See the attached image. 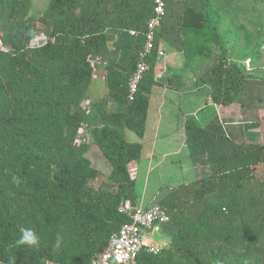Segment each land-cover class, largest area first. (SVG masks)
<instances>
[{
    "label": "trees",
    "instance_id": "16d2710c",
    "mask_svg": "<svg viewBox=\"0 0 264 264\" xmlns=\"http://www.w3.org/2000/svg\"><path fill=\"white\" fill-rule=\"evenodd\" d=\"M232 2L183 0L178 27L194 40L182 43L186 60L204 53L206 42L218 47L204 78L212 102L221 106L237 102L245 84L239 68L228 63L219 33L217 12ZM168 5L166 0L148 70L129 100L127 82L143 45L151 0H49L37 17L29 13V0H0V39L12 50H0V264H91L127 221L116 206L121 200L135 205L127 165L138 161L141 144L124 133L144 134L158 41L172 32L166 26ZM36 22L47 29L48 39L26 49ZM108 29L116 31L119 50V59L106 65L108 97L125 107L100 108L94 132L111 167V189L95 190L89 181L98 171L86 157L88 143L65 142L63 131L89 119L81 106L92 78L89 56L105 48ZM128 30L139 34L130 36ZM183 131L192 163L206 173L160 199L177 230L159 254L141 250L138 264H264V177L253 174L264 161V143L234 142L193 117L184 120ZM26 229L34 232L35 244L18 243Z\"/></svg>",
    "mask_w": 264,
    "mask_h": 264
},
{
    "label": "rangeland",
    "instance_id": "374dc122",
    "mask_svg": "<svg viewBox=\"0 0 264 264\" xmlns=\"http://www.w3.org/2000/svg\"><path fill=\"white\" fill-rule=\"evenodd\" d=\"M29 1V13L35 17L43 13L49 3V0ZM182 3L183 0H169L170 15L166 26H172V32L169 30L170 33L158 41V47L163 49L164 56L156 62L153 70L144 144L138 161L128 164L129 169L135 168V172L131 174L136 199L142 197L148 204L160 203V199L172 189L190 185L206 173L205 168L192 163L188 155L183 131V121L188 115L184 116V103L176 96L182 94L186 100V92L190 93L188 98L192 99L193 107L189 117L192 116L202 127L227 135L237 143H264V0H233L224 10L217 12L219 33L227 48V61L239 68L245 83L239 100L228 106L212 102L211 87L204 78L206 70L215 62L218 47L206 42L204 53L187 60L184 56L182 45H191L194 40L179 32ZM114 31L108 29L106 32ZM39 34L48 38L47 29L36 22L24 47L30 49L27 47L29 40ZM115 38L116 36L108 35L105 48H115ZM0 50L12 51L9 46L2 44L1 39ZM94 56L96 55L89 56L91 68L98 67L100 63L93 59ZM107 99L109 98L94 103L87 100L85 95L81 106L88 113L89 120L79 128L65 127L63 140L75 144L88 143L90 151L96 148L94 131L97 124L92 119L96 118V111L107 106ZM96 149L100 151L98 147ZM151 150H154L153 157L149 155ZM86 157L98 171L97 178L89 181V186L95 190L111 189L108 178L111 167L105 158L101 156L102 159H97L92 153ZM253 174L264 177V161L253 167Z\"/></svg>",
    "mask_w": 264,
    "mask_h": 264
},
{
    "label": "built area",
    "instance_id": "2783aa9c",
    "mask_svg": "<svg viewBox=\"0 0 264 264\" xmlns=\"http://www.w3.org/2000/svg\"><path fill=\"white\" fill-rule=\"evenodd\" d=\"M165 14L166 0H151V15L146 20L142 31L143 45L127 82V97L129 100L138 91L143 75L148 70L146 59L152 53ZM128 33L132 36L139 34L137 30H128ZM47 39L43 34L36 35L29 40L27 47L30 49L38 48ZM163 56V49L157 46L155 52L156 62ZM127 171L129 177L133 179L131 172H135V168L129 169L127 165ZM116 209L119 214L127 218V221L110 234L107 245L93 256L91 264H112L113 262L116 264H138V255L143 249L151 254H159L162 248L146 245L144 237L146 232L152 230L156 225L170 221L165 208L158 203L141 206L132 205L129 200H121ZM45 264L57 263L47 261Z\"/></svg>",
    "mask_w": 264,
    "mask_h": 264
},
{
    "label": "crops",
    "instance_id": "0c3cea01",
    "mask_svg": "<svg viewBox=\"0 0 264 264\" xmlns=\"http://www.w3.org/2000/svg\"><path fill=\"white\" fill-rule=\"evenodd\" d=\"M108 35L110 37L116 36L115 31L112 33L106 32V38ZM95 55L96 56H94L93 59L98 60L100 63H98V65H99L98 67H96V68L92 67L93 68L92 78H91V81L89 83V86H88V89L86 92L87 100H90L94 103L98 102L101 99H104L106 97L109 98L108 97V88H107L106 78H105V71H106L105 68H106L107 62L109 60L117 61L119 59V50L117 48L112 49L111 46H108V47L104 48L101 52H99L98 54H95ZM101 67H102V70H101ZM103 67H104V69H103ZM188 94H190V93L186 92V100H184L182 94L176 96L177 99H180L183 101V103H184L183 109H185L184 110L185 111L184 116L188 115L187 117H189V115L192 114L191 112H192V107H193L192 106V104H193L192 99L188 98L189 97ZM150 95H151V93H150ZM107 100H108V104L106 106V109H108L109 111H115V110L121 111L125 107V105L123 103H120L118 101L111 100L110 98ZM162 100H163V98H162ZM177 110H178V108H177ZM95 113L97 114V116H96V118L92 119V122L97 124V125L95 124L96 125L95 127L97 128L101 123V116H100V112L96 111ZM92 126H94V125H92ZM204 128L210 130L207 127H204ZM144 132H145V130H144ZM124 134H125L126 140H128L129 142L140 143L141 144V150H142V146L144 144V138H143L144 134H143L142 138H139L135 133H133L130 130H126ZM96 148H92V151H90L89 150L90 146H89V148L86 152V155H89V153H92V154H94L95 157H97V159H102L101 158V156H103L102 153L100 151H98ZM149 155L153 157L154 156V150H151V153H149ZM143 200L144 199H142V197L137 198L135 201V205H141V206L149 205L146 201L144 202ZM150 204H152V203H150ZM176 230H177V226L175 224H173L172 222L156 225L152 230L146 232L145 237H144V242L146 245L161 247L162 249L167 248L168 244L170 242V239L173 236V234L176 232Z\"/></svg>",
    "mask_w": 264,
    "mask_h": 264
},
{
    "label": "clouds",
    "instance_id": "9594fccd",
    "mask_svg": "<svg viewBox=\"0 0 264 264\" xmlns=\"http://www.w3.org/2000/svg\"><path fill=\"white\" fill-rule=\"evenodd\" d=\"M36 242V236L34 232L30 229L23 230V234L20 240L18 241V243L29 245L35 244ZM57 244H59V241H57Z\"/></svg>",
    "mask_w": 264,
    "mask_h": 264
}]
</instances>
